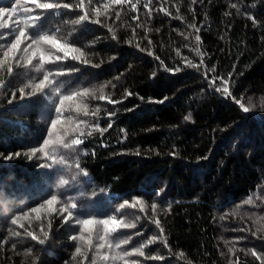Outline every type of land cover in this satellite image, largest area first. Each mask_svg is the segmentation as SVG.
<instances>
[{
  "label": "trees",
  "instance_id": "trees-1",
  "mask_svg": "<svg viewBox=\"0 0 264 264\" xmlns=\"http://www.w3.org/2000/svg\"><path fill=\"white\" fill-rule=\"evenodd\" d=\"M58 2L74 7L49 16L43 30L60 28L58 36L81 47L84 59L91 63L68 60L64 64L79 71L50 79L64 84L63 94L103 86V94L120 103L86 98L88 116L66 110L62 120L70 115L72 120L57 130L61 136L67 130V142L82 137L84 143L68 150L57 148L56 156L64 157V165L41 167L50 161L39 152L29 159L30 150L39 148L46 138L56 139L57 130L49 137L48 129L59 100L48 99L50 89L34 92L32 84L43 78L44 71L64 69L48 64L37 72L35 61L32 65L21 61V66L14 64L11 78L6 71L0 76L6 81L0 87V182L8 186L7 198L0 200V214L7 218L0 219V264H32L36 257V264H93V260L124 264L103 257L130 251L141 242L146 244L145 256L126 257L129 264L133 259L138 264H261L249 250L264 255V0H132L136 10L110 0H93L92 8L107 13L99 17L102 24L90 20L75 26L70 21L82 14L76 0ZM144 3H149L151 14ZM13 5L17 0H0V7ZM24 8L32 5L20 0L17 12ZM3 19L12 23L19 17ZM105 24L117 39L111 38ZM193 24L198 32L189 27ZM0 32L7 36V29ZM196 35L201 37L199 42ZM11 39L14 36L0 38V43L7 45ZM155 56L182 71H164ZM185 58L200 66L186 67ZM213 68L206 78L205 71ZM213 77L229 81L231 97L213 90L208 83ZM216 87H222L219 79ZM21 88L31 95L22 97ZM127 92L132 95L126 97ZM236 100L249 111L244 112ZM97 108L99 113L92 116ZM109 112L115 115L109 117ZM189 114L191 119L185 120ZM80 120L87 123L78 124ZM97 124L108 130H94ZM76 127L81 131L72 130ZM17 152L19 156L14 155ZM10 154L12 159L3 158ZM62 179L68 184L59 186ZM52 195L58 200L50 210L45 201ZM249 198L252 203H245ZM125 200L129 203L120 209ZM72 203L78 208L69 217L73 225L69 229L62 219L67 213L61 209L66 205L70 209ZM40 205L44 206L39 212L30 211ZM24 212L26 217L21 215ZM16 215L20 219L13 225L11 217ZM111 216L136 227L106 234L99 221ZM157 218L165 229L167 248L159 240L147 245L148 239L160 236L152 223ZM83 219L95 221L90 233L82 232L83 225L76 223ZM44 231L49 233L44 245L26 235L33 232L44 238ZM126 236L133 237L131 243L115 249L118 239ZM101 243L105 247L97 248ZM77 246L83 255L75 252ZM29 248L32 251L26 256ZM159 255L165 259L149 258Z\"/></svg>",
  "mask_w": 264,
  "mask_h": 264
},
{
  "label": "snow or ice",
  "instance_id": "snow-or-ice-1",
  "mask_svg": "<svg viewBox=\"0 0 264 264\" xmlns=\"http://www.w3.org/2000/svg\"><path fill=\"white\" fill-rule=\"evenodd\" d=\"M26 2H30L32 5V8H24L23 12H17V7L20 3V0H17V5H13L11 8L8 7H0V30L7 29V36L3 32H0V38L7 39L8 37L14 36V39H11V42L7 45L0 43V76L3 75V73L6 71L9 78H11L14 75V64L15 66H21V61H24L25 65H32L35 61V67L37 72H40L42 69H44L45 65L52 64L57 68H62L64 70L53 73L51 71H44L43 72V78L39 80L38 83L32 84L33 91L34 92H44L45 89H50V92L48 94V99L53 100L54 97H58L59 103L55 104L54 111H55V118L50 120L51 127L48 129V135L51 137L53 135V131L57 130L58 125H63L67 121L72 120V116H68L66 119L62 120V117L64 115V112L66 110L74 111L75 113H83L85 116L89 115V107L88 104L85 103L86 98H95L100 101L108 100V102L112 104L120 103V101L117 100H111L109 97L105 96L104 93V87L101 86L98 90L97 89H90L87 87H84L80 90H71L68 94H63L62 89H64V84L60 81H54L50 79L51 76H64L66 73H75L79 71V68L77 67H68L64 62L71 60V61H77L81 64L88 65L91 63L90 60L84 59L85 57V51L81 47H77L75 43L68 42L67 38L58 34L61 32L60 28H56L54 32L51 30L44 31L43 25L47 18L49 16L55 15L59 16L61 15V12L59 10L61 9H67L71 10L73 9L74 5L72 3H61L58 2V0H26ZM98 2V0H97ZM140 0H137V3H139ZM195 2V0H194ZM86 0H76L75 7L79 8L82 12V14L79 15L78 19H73L70 21L71 25H81L84 22H88L91 20L92 23H95L97 25L102 24V20L99 18L102 15H107V13H101L100 8H92L91 5L93 3V0H87L88 8H85ZM110 3L115 5H129V7L133 10L137 9V3H133L132 0H110ZM150 3V0H149ZM149 3H144L143 7L145 9H149ZM105 9H107L108 4L104 5ZM232 8H236V4L231 5ZM161 11L165 13V15H171L167 11L166 8H161ZM149 14H151V9H149ZM227 14V13H226ZM18 16L19 19L14 20L12 23H8L7 20L3 19L5 16ZM96 17V19H91L92 17ZM115 16L117 19L120 17V13L116 12ZM253 20V23H255L254 17H249ZM133 19L138 20V17H133ZM105 27H108L107 24L104 25ZM190 28L195 29L197 32L199 31L198 28H196V25H189ZM108 31L112 33V39H117L116 33L113 31L111 27H108ZM135 31V30H134ZM62 40L64 42H62ZM195 40L199 42L201 40L200 35L195 36ZM127 43H131V41H127ZM152 42L151 40L148 41V44L150 45ZM23 45V47H22ZM136 48L140 49L141 51H144L143 48H141L140 44L135 45ZM62 53V55H61ZM149 55H154L152 52L148 53ZM178 56L180 55L179 49L176 53ZM196 55L199 56V50H197ZM115 57H113L114 59ZM156 60L160 61V65L163 67L164 71L170 72V73H179L182 71L181 67H173L169 68L167 65L164 64V61L160 59L159 56L154 57ZM204 63L203 59L201 60L200 64L202 65ZM95 67H100V64L94 65ZM185 66L190 67L193 69L198 68L200 65L196 63H192L191 61L187 60L185 58ZM209 71L214 72L215 69H209L208 71H205L204 76L207 78ZM153 78L156 76V73L154 72L152 74ZM221 81L222 87H216V81ZM10 82V81H9ZM209 85L213 88L216 92H222L225 96L231 97L232 93L230 92L229 88V81L227 79H222L220 77H213L212 79L208 80ZM6 86V81L2 78H0V87ZM21 96L24 95H31V93H25L24 89L21 88L20 90ZM67 91V90H65ZM99 92V95L97 94ZM14 95V94H13ZM131 92L126 93L127 96H131ZM143 99V98H141ZM167 97L164 98L166 100ZM164 100L159 101L160 103H163ZM66 102H69L66 104ZM236 103L243 109L244 112L249 111V107H245L244 103H242L240 100H236ZM100 109L97 108L94 112L91 113L92 116H96L97 113H99ZM109 117L115 115L114 112H109ZM185 120L191 119V114L185 116ZM78 124H85L87 121L80 120L77 122ZM112 124H108V128H111ZM108 128H100L97 124L95 126L94 130H98L101 133L106 132ZM73 131L80 132L81 129L79 127H76L72 129ZM68 132L67 130L64 131L63 136L60 135V131H56V139L53 140L51 138H46L43 140L42 145L39 148H32L30 150L31 156H29V159L32 158V156H35L38 152L43 153L44 157L50 161V163L41 165V167H47V168H53L54 166H62L65 164V160L63 156H60L57 158L56 152L57 148H62L64 150L77 148L81 144L84 143L83 138H76L71 140L70 142H67L64 139V136H67ZM91 135V133H89ZM139 154V152H137ZM15 156H19L20 153L17 152L14 154ZM171 155H176L175 152L171 153ZM0 156H3L2 153H0ZM4 159H12L13 155L10 154L9 156L3 157ZM206 159V157H205ZM77 169L79 170V165L77 164ZM83 175L87 176V172H83ZM68 181L60 180L59 186L67 185ZM7 183L6 182H0V200L7 198ZM163 191V190H161ZM157 196L160 195V193H156ZM58 200L57 195H52L50 199L45 201V204H47L51 210V206L54 205ZM141 205H143V201H138ZM129 202L125 200L121 205L120 209H123L125 205H127ZM247 204H251L252 200L249 198L247 201H245ZM44 205H40L39 208L33 207L30 209L31 212H39L40 208H42ZM132 207H135V204L132 205ZM170 207V205H169ZM78 205L77 203H72L69 207L66 205L61 209L62 212H66L67 215L62 217L64 220L65 225L72 229L73 225L71 224L69 217H72L74 214V210H77ZM151 208L153 211L157 209V204L153 203L151 205ZM23 216H27L28 212L21 213ZM0 219L6 220L7 218L0 214ZM20 219L19 215L12 216L11 217V224L15 225L18 223V220ZM223 219V217H221ZM77 224H82L83 228L81 231H88L91 232V227L95 223L93 219H83V220H77ZM99 223H102L105 226V232L106 234L116 233L118 229H130L135 228V223H125L122 221H118L115 216H111L109 219L99 221ZM152 223L155 224V226L159 229L160 236H153L152 238L147 240V245H153L158 240L160 243L164 245L165 248L168 247V241L167 238L164 236V227L161 225L160 219H153ZM111 225V227H108ZM21 227H23L21 225ZM12 236H20L19 232H12ZM26 235L31 238L32 241H36L39 245H44L46 242V239L49 236V233L47 231L43 232V237L40 238L37 235H35L33 232H27ZM137 236L141 235L140 233H136ZM255 235V233H253ZM73 240H76V237H71ZM81 240L84 239L83 236L80 237ZM104 238L101 237V240ZM133 240L132 236H126L124 238H119L118 242L115 243L114 247L115 249H120L121 245H129L131 241ZM89 245L91 244V239H88ZM227 243V241H226ZM13 248H16V244L12 245ZM97 248H103L105 247L104 243H101L96 246ZM108 248H112V244H107ZM146 248V244L141 242L138 247H132L130 251L122 250L116 252L114 256L109 257L107 254L103 257L104 260H123L124 264H129V261L125 259L126 257H131L133 254L144 257ZM31 248L27 250L25 255L31 253ZM252 255L260 260L261 264H264V255L257 254L254 249L249 250ZM76 253H81V248L77 246L75 248ZM83 255V253H81ZM181 255H183L181 253ZM150 259H157V260H164L165 257L163 255L155 256V257H149ZM36 259L38 257L33 259L32 264H36ZM93 264H95L93 260ZM130 264H138V261L133 259L131 260Z\"/></svg>",
  "mask_w": 264,
  "mask_h": 264
}]
</instances>
